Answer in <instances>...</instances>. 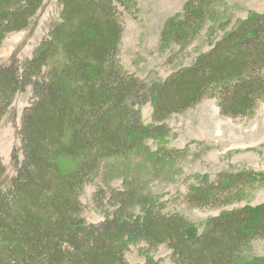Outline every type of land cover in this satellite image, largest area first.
Returning <instances> with one entry per match:
<instances>
[{
	"label": "trees",
	"instance_id": "obj_1",
	"mask_svg": "<svg viewBox=\"0 0 264 264\" xmlns=\"http://www.w3.org/2000/svg\"><path fill=\"white\" fill-rule=\"evenodd\" d=\"M43 1L0 0V46ZM56 1L59 20L31 54L0 64V118L30 87L10 173L0 156V264H157L149 252L159 245L173 264H264L251 250L264 236V201L251 202L264 171L185 177L182 202L219 210L200 231L149 189L173 179L183 152L167 146L171 113L209 97L221 115L250 117L264 100V11L249 10L190 64L154 78L129 71L118 56L123 15L139 19L138 0ZM222 3L185 0L164 21L159 51L184 46L207 20H225ZM147 102L151 120L144 122ZM85 184L94 185L99 221L83 217ZM136 244L143 260L130 262Z\"/></svg>",
	"mask_w": 264,
	"mask_h": 264
},
{
	"label": "rangeland",
	"instance_id": "obj_2",
	"mask_svg": "<svg viewBox=\"0 0 264 264\" xmlns=\"http://www.w3.org/2000/svg\"><path fill=\"white\" fill-rule=\"evenodd\" d=\"M185 0H138L139 19L124 13L119 59L129 71L140 76L164 78L180 64H190L198 52L204 51L228 30L236 18H243L249 10L264 11V0H221L225 20H207L193 39L180 47L173 44L165 51H159L160 30L166 18L181 11ZM59 20V5L56 0H44L42 7L31 18L28 26L21 31L10 32L0 46V64L20 60L29 56L49 27ZM182 49V50H180ZM179 53L173 62H167L168 54ZM182 59L180 60V58ZM180 61V62H179ZM30 87L18 92L11 106L0 118V156L6 173L12 168L10 155L19 145L16 129L20 126L21 113L28 101ZM142 120H151L152 104L147 102L140 108ZM166 123L174 131L167 146L183 149L181 157L174 162L176 169L173 179L167 183L153 181L149 189L159 201H166V210H176L185 215L202 230L207 217L215 215L218 209L193 208L180 200L185 190L184 179L199 172L214 173L223 170L264 171V100L250 117H229L221 115L213 98L204 97L193 106L181 112L171 113ZM120 180L112 181L119 187ZM93 184L82 187L80 200L84 205L83 217L90 222L102 219V211L93 202ZM178 195V197H177ZM264 201V187L253 191L252 203ZM140 244L131 246L127 259L141 261ZM254 254L264 256V236L251 241ZM157 264H173L164 245L149 252Z\"/></svg>",
	"mask_w": 264,
	"mask_h": 264
}]
</instances>
